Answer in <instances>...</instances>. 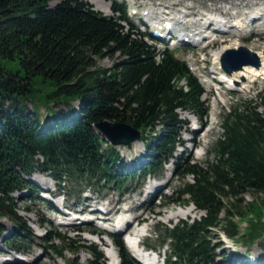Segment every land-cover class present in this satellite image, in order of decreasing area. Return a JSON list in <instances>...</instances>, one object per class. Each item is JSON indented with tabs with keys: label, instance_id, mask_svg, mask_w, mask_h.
<instances>
[{
	"label": "trees",
	"instance_id": "16d2710c",
	"mask_svg": "<svg viewBox=\"0 0 264 264\" xmlns=\"http://www.w3.org/2000/svg\"><path fill=\"white\" fill-rule=\"evenodd\" d=\"M50 1L0 0V60L16 61L23 72L0 63V218L11 220L23 233L13 194L31 192L30 176L35 173L59 183L122 186L170 163L192 181L173 190L174 199L164 194L167 201L160 207L180 205L185 198L203 214L165 226L161 242L170 246L166 264H250L247 249L264 233L254 229L262 222L264 200L242 205L239 196L264 193V89L257 93L259 104L249 101L227 114L203 166L183 160L176 156L185 123L179 110L200 119L207 115L201 100L204 88L186 62L167 49L156 52L115 0H110L114 15H104L84 0H58L53 6ZM105 57L112 58V64L98 66L97 60ZM36 84L50 86L48 96L72 97L76 108L40 119L34 105L28 109L25 104L35 95ZM102 120L123 121L140 130L146 154L117 165L118 148L94 128ZM235 214L246 220L242 232L231 220ZM214 229L239 240L245 252H219L222 243L215 241ZM112 242L119 264H138L120 237L113 236ZM85 248L99 258L89 264H105L94 243ZM254 264H264V256Z\"/></svg>",
	"mask_w": 264,
	"mask_h": 264
},
{
	"label": "rangeland",
	"instance_id": "374dc122",
	"mask_svg": "<svg viewBox=\"0 0 264 264\" xmlns=\"http://www.w3.org/2000/svg\"><path fill=\"white\" fill-rule=\"evenodd\" d=\"M92 4L93 8L105 15H112L111 3L108 0H101V7L103 10L95 8L94 4L88 0H84ZM144 1V0H138ZM155 3L157 8L161 11L167 10L173 14H180L178 12H192L191 15L202 17L199 12L202 13H221L223 12H237V15L247 16L256 7L264 6V0H149ZM58 0H51L50 6H53ZM178 5H173L174 3ZM166 4L167 7L161 9L159 4ZM189 9H183L182 7ZM105 10V11H104ZM232 12V13H233ZM187 18V17H186ZM234 18V17H233ZM232 19V18H231ZM258 30L260 26L257 24L250 25L247 30L242 31L240 38L234 39V35L220 34L217 42H212L207 46L201 44L184 46L182 45L180 50L175 52V57L179 60H184L188 65L192 73L199 79L204 87V93L201 95V100L207 106V115L201 119L200 128L197 132L191 135L192 140L183 143L182 140L189 136L185 132V129H191L195 116L189 111H180L179 115L181 119H184L187 123L184 124L180 130L181 143L177 148L176 156L180 158L189 159L191 163L198 165H204L207 162V151L213 150L216 139L222 133V122L229 112L236 108L242 109L243 106L251 101L252 103L259 104L257 93L264 89V75L248 82H239V87L242 89L237 90L230 87L226 83H217L215 79L220 76V72L223 70L217 68L218 66L213 63V52L221 45L235 46L241 45L249 50L256 48L264 49V34H258V32H251L252 28ZM221 40L225 41L222 42ZM160 50L163 49V45H159ZM240 47V46H238ZM251 48V49H250ZM113 62L112 58H102L97 60V65L100 67H109ZM0 63L7 69L13 72L19 71L23 73L16 61L1 59ZM220 70V71H219ZM251 81V82H250ZM183 81L180 82L182 84ZM241 83V84H240ZM35 95L30 97V103L26 102V107L30 109L31 105H34L35 112L40 119L45 117H51L56 112L61 115L62 111L72 110L76 108V102L72 101V97L62 96H48L52 92V88L45 84H36ZM239 88V89H240ZM211 114L212 118L208 117ZM211 120V122H209ZM215 121V122H213ZM213 126V127H212ZM204 143L203 150L199 147ZM120 153V160L117 165L126 164L129 162L142 158L146 154V148L141 141L136 140L128 145L115 146ZM211 156V155H210ZM30 180L33 182L31 186V192L23 191L13 194L14 202L18 208L17 215L19 216L17 223H20L24 227L23 233H19L18 229H15V223L6 218H0V259L11 260L15 258V255L20 259H24L25 262H10L4 264H89L90 259H96L94 255H91L85 246L94 243L97 246V250L104 254V244L108 246L111 239L106 235L102 237L105 242L100 244V241L91 240L84 230L91 228H97L93 226L98 224L99 220L94 219L95 213L92 211L97 207L104 208V206L110 202V204H116L120 202L115 209L120 207V211L112 213L110 218L120 216L122 210L125 207H131L132 211H125L126 214L131 215V212L137 216L132 218L131 225L135 226V221L143 219L147 223V228L150 233V237L145 238L142 244L146 247L152 248L154 252L159 251L160 260H164L170 253V246L163 245L161 240L164 237L165 226H172L179 220L191 221L194 218H198L203 214V211H197L194 213L195 206L193 204H186L184 198L180 201V205L175 203H167L165 206L160 207L162 203H166L167 199L163 197L166 194L167 198L174 199L177 195H173V190H178L185 182L192 181L191 177L182 178L181 175L174 170L172 164H165L162 171L155 174H151L145 178L136 176L131 180H127L122 186L103 184V182L96 184H80L79 182H71L66 180L65 182H58L48 175L35 173L30 176ZM159 183V190L153 195L147 196L146 192L150 184ZM58 195V196H57ZM121 197V199H120ZM243 200L242 205L251 202L253 200H264L263 192L247 191L243 195L239 196ZM230 202L236 204L234 198L229 199ZM64 215L57 214L56 211L52 212L49 209V205H61ZM85 207L86 209H83ZM232 210L235 208L231 207ZM93 209V210H92ZM184 211L187 213L185 216L178 218H170L169 214L175 211ZM65 212V213H64ZM159 212L160 215L156 216L154 213ZM189 213V214H188ZM256 215V214H255ZM224 216V213L221 215ZM73 217L90 218L89 223H78L72 225L59 224V221H67ZM240 215L235 214L231 217V220L239 224L240 231L246 229V220L239 218ZM252 219L253 222L256 220ZM251 221V223H253ZM261 221L255 225L256 231L264 230V208L261 212ZM109 223V222H108ZM106 225L113 224L110 223ZM38 225L41 227L38 228ZM78 230V231H77ZM8 235H10L8 237ZM56 235L53 241H47L46 237ZM46 236V237H45ZM111 236V235H110ZM118 236V235H117ZM120 237V235L118 236ZM123 236L121 240L123 242ZM213 237L215 241L222 243L218 248L219 252L222 249L227 251L229 256H233L235 251L245 252L246 247L239 241L233 240L219 229H214ZM95 239V237H92ZM124 244V243H123ZM18 246L21 249H15ZM23 249V250H22ZM116 250V249H115ZM248 260L250 264H254L257 260L264 256V233L262 237L247 249ZM99 259V258H97ZM1 261V260H0ZM106 264V263H105Z\"/></svg>",
	"mask_w": 264,
	"mask_h": 264
},
{
	"label": "bare ground",
	"instance_id": "6f19581e",
	"mask_svg": "<svg viewBox=\"0 0 264 264\" xmlns=\"http://www.w3.org/2000/svg\"><path fill=\"white\" fill-rule=\"evenodd\" d=\"M88 1L93 3L96 9L103 10V8L101 7V2H102L101 0H88ZM173 5H178V4L175 2ZM159 6L162 9L164 7H167L168 5L161 3V4H159ZM182 8L183 9H189L187 7H184V6ZM259 8L260 7H256L255 9H253V12H252L253 15L251 16L250 19H248L246 16H243L245 13H242L241 14L242 16L239 15L237 17H234L233 21L231 20V22L229 23L230 25L222 24L220 19L218 20L216 15H214L213 17H211L210 15L205 16L206 14H204L202 12H199V15L204 16L201 19H203L202 21H203V24H205V27L209 28L210 26H213L212 27L213 32H217V33L223 32V33L228 34V35H234V39H236V38L239 39L243 33L242 31L245 32L247 30V28L250 25H253L254 23L257 24V26H260V28L258 30H256L255 26H254L252 28V30L249 32H258V33L264 34V18H263V16L254 15L260 11ZM261 10H264V6H262ZM168 12L169 11H167V10H163V13H168ZM232 12L233 11L227 12V14L233 16L234 12L233 13ZM178 13H180V14H175L172 16L173 18L171 20L174 23H177V22L182 23V22H184L183 19H186L187 16L192 14V12L188 13V12H184V10L180 11ZM223 25L226 26L227 30H223L225 28ZM127 27L128 26L125 25V28H127ZM142 29H144L143 26H142ZM202 35H204V34L202 33ZM143 38L148 44H150V45L154 44L153 40L151 38H149V36H145ZM194 38H195V36L192 35V39H194ZM222 42H225V41H222ZM238 46H241V45H238V44L235 46L221 45L219 48H217L213 52V63L218 66L217 68H220L219 58H220L221 54L228 48H235ZM252 50H254V52L256 53L258 58L260 59V65L258 67H254L253 65H244L239 70H234V71L230 72L229 74H226V73L221 71L220 72L221 75L217 79H215L217 81V83H219V84L226 83L231 88L241 91L242 89L239 87V82L245 83V82H248V80L253 81L254 79L264 75V49L263 48H259V49L256 48V50L255 49H252ZM195 132H196V130H195ZM159 188H160L159 183L150 184L148 191L146 192L147 196H148V194L153 195L154 193H156L159 190ZM120 199H121V197H120ZM120 202H122V201H117L115 205L114 204L112 205V204H110V202H108L106 204L108 206L107 207L108 208L107 209L108 214H106L105 217H109V214L111 212H113L114 210H116L115 208ZM83 209H86V208L83 207ZM119 209L120 208H118V210ZM123 212H125V210ZM60 213H63V212L60 210ZM185 215H187V213H185L184 211L178 210L175 212H171L169 214L168 219L178 218V217L185 216ZM77 219H79V217H73L68 222H66L65 225H72V224L74 225L75 223L77 224V221H78ZM82 220L84 223H89V220H87V219H82ZM131 220H132L131 218L128 219L126 214H124L123 217L120 216V217L116 218L115 220H113V224L111 226H112L113 230H118L117 234L120 233L119 234L120 238H121V236H123L122 237L123 241L124 240L126 241V244H125L126 248H128L138 259H140L143 262V264H153L154 263V257L153 256H148L143 252L137 251L138 249L132 248L130 243L132 241H134L136 238L139 239L142 236L143 228H141L140 225L132 227ZM93 229L98 230L99 228H96V229L93 228ZM9 236L10 235H8V237ZM107 238L112 240V236H110V234H107ZM99 241L105 242V240H103V239H99ZM110 249L111 248L107 249V251H109ZM0 260H1L0 264H4L2 262H5V263L25 262L16 255H15V258H12L11 260H8V261L2 260V259H0ZM111 264H113V263H111Z\"/></svg>",
	"mask_w": 264,
	"mask_h": 264
},
{
	"label": "water",
	"instance_id": "95a60500",
	"mask_svg": "<svg viewBox=\"0 0 264 264\" xmlns=\"http://www.w3.org/2000/svg\"><path fill=\"white\" fill-rule=\"evenodd\" d=\"M222 69L229 74L244 65L258 67L260 59L255 52L244 46L226 49L220 58ZM95 130L111 145H128L141 138V131L123 121L102 120L94 125Z\"/></svg>",
	"mask_w": 264,
	"mask_h": 264
}]
</instances>
